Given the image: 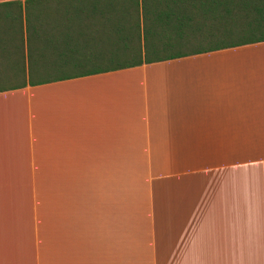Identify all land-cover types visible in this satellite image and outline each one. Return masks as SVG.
I'll use <instances>...</instances> for the list:
<instances>
[{
  "label": "crops",
  "instance_id": "1",
  "mask_svg": "<svg viewBox=\"0 0 264 264\" xmlns=\"http://www.w3.org/2000/svg\"><path fill=\"white\" fill-rule=\"evenodd\" d=\"M25 1L0 0V264H264V42L11 89L29 60L135 48V32L28 38Z\"/></svg>",
  "mask_w": 264,
  "mask_h": 264
},
{
  "label": "trees",
  "instance_id": "2",
  "mask_svg": "<svg viewBox=\"0 0 264 264\" xmlns=\"http://www.w3.org/2000/svg\"><path fill=\"white\" fill-rule=\"evenodd\" d=\"M18 5L10 26L18 29L22 37V9L19 2ZM95 6L26 0L28 38L32 33L33 37L41 38L42 29L51 26L91 32L108 30L115 34V39L121 32H135V48L87 56L89 60L73 66L45 67L33 65L29 60L27 81L2 86L11 85V89L39 86L264 42V0H110L108 10L112 13L107 19L95 17ZM150 39L161 41L162 46L148 49Z\"/></svg>",
  "mask_w": 264,
  "mask_h": 264
},
{
  "label": "rangeland",
  "instance_id": "3",
  "mask_svg": "<svg viewBox=\"0 0 264 264\" xmlns=\"http://www.w3.org/2000/svg\"><path fill=\"white\" fill-rule=\"evenodd\" d=\"M50 12H52V11H50ZM1 85V84H0Z\"/></svg>",
  "mask_w": 264,
  "mask_h": 264
}]
</instances>
